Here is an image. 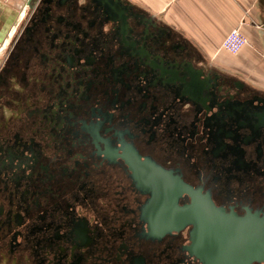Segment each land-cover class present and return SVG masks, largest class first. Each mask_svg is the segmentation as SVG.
<instances>
[{"label":"flooded vegetation","instance_id":"1","mask_svg":"<svg viewBox=\"0 0 264 264\" xmlns=\"http://www.w3.org/2000/svg\"><path fill=\"white\" fill-rule=\"evenodd\" d=\"M17 17L0 44V264H264V90L133 0H25ZM180 181L222 211H201L200 251Z\"/></svg>","mask_w":264,"mask_h":264},{"label":"crops","instance_id":"2","mask_svg":"<svg viewBox=\"0 0 264 264\" xmlns=\"http://www.w3.org/2000/svg\"><path fill=\"white\" fill-rule=\"evenodd\" d=\"M25 0H0V43L9 35ZM171 27L205 60L264 83V0H133ZM234 29L248 39L238 54L222 48Z\"/></svg>","mask_w":264,"mask_h":264},{"label":"water","instance_id":"3","mask_svg":"<svg viewBox=\"0 0 264 264\" xmlns=\"http://www.w3.org/2000/svg\"><path fill=\"white\" fill-rule=\"evenodd\" d=\"M155 168H156V171L159 172L160 174L169 175V173L164 171V169H162L161 167L155 166ZM180 187L182 190L187 191L191 195L192 201L190 204L180 207L179 211L175 212L176 213L175 217L176 219H181L180 222L181 221L184 222L183 219H188L190 220L191 223L194 224L193 239H194L196 249L200 251L201 240H202V228L203 227H206L208 229L213 228L210 222H208L206 226L202 225V223L200 222L201 211L203 209H206V212L208 213V216L210 218H216V216H218L219 214H222V211L215 206V204L213 203V201L208 195H203L201 191H197L192 186L185 184L181 181H180ZM161 192L162 191L160 190V193ZM172 199H173V195H172ZM174 201L177 203L178 201L177 195H175ZM211 214L214 216H212ZM185 221L187 222V220ZM213 232L214 233L210 234V236L207 237V244L209 247L212 246V250L216 251V246H217L216 240L218 239L216 237H212V235L215 234V231ZM214 257L216 258L215 260L223 259L224 262L226 261L230 262L231 260L230 258L231 256H227V255H222L221 257L220 255L217 256L216 254H214Z\"/></svg>","mask_w":264,"mask_h":264},{"label":"built area","instance_id":"4","mask_svg":"<svg viewBox=\"0 0 264 264\" xmlns=\"http://www.w3.org/2000/svg\"><path fill=\"white\" fill-rule=\"evenodd\" d=\"M258 27L264 29V22ZM247 44L248 39L240 32L239 29H234L226 36L222 43V48L231 54H238Z\"/></svg>","mask_w":264,"mask_h":264},{"label":"rangeland","instance_id":"5","mask_svg":"<svg viewBox=\"0 0 264 264\" xmlns=\"http://www.w3.org/2000/svg\"><path fill=\"white\" fill-rule=\"evenodd\" d=\"M230 53V52H229ZM244 78L248 79V81L253 84L254 86H256L259 89H263L264 90V83H259V82H253L249 77L247 76H243Z\"/></svg>","mask_w":264,"mask_h":264}]
</instances>
